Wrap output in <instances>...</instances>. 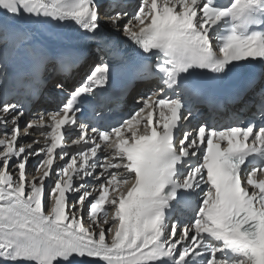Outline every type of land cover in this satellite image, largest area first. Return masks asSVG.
<instances>
[{
    "label": "snow or ice",
    "instance_id": "snow-or-ice-1",
    "mask_svg": "<svg viewBox=\"0 0 264 264\" xmlns=\"http://www.w3.org/2000/svg\"><path fill=\"white\" fill-rule=\"evenodd\" d=\"M101 21L123 37L130 72L101 57L72 89L56 83L58 106L23 129L24 105L0 92V264H264V87L227 126L200 111L224 107L205 90L242 62L264 64V0H140L131 12L124 0H0V45L24 47L22 25L35 24L95 41ZM121 77V95L147 90L113 122L106 94ZM21 131L43 140L21 143Z\"/></svg>",
    "mask_w": 264,
    "mask_h": 264
},
{
    "label": "bare ground",
    "instance_id": "bare-ground-1",
    "mask_svg": "<svg viewBox=\"0 0 264 264\" xmlns=\"http://www.w3.org/2000/svg\"><path fill=\"white\" fill-rule=\"evenodd\" d=\"M106 1V0H105ZM104 1V5H106ZM125 1H128V0H125ZM132 2V5H128V10H130L134 5H135V2L134 0H131ZM103 10V9H102ZM27 25H22V27H26ZM54 27H58V26H55L53 24ZM101 27L109 32V33H114L116 35H120L119 33H115L113 32V30L111 29L110 25L106 24L104 21H101ZM27 30V29H26ZM36 36L37 37H43V36H46V34L40 30V29H36ZM0 49H3V56H4V66H7L14 58H15V54L17 52H19L20 50H22L23 48H13L11 45H0ZM86 50H87V57L86 59L78 66L77 69L73 70L71 73H70V78H72V82L77 79L80 75V73L82 71H86L90 66H92L94 64V62L98 61V58H99V54H100V51L99 50H96L95 51V46L92 42H88L86 44ZM69 78V77H68ZM65 80L67 78H64ZM48 87H46L44 89V92H45V99L46 98H55V96L53 94H51L49 91H48ZM139 90V87H136L134 90H132L130 92V94L128 95V100H133L134 98H136V94ZM53 91L54 92H57L54 88H53ZM41 108L42 106H35V109L32 110V112H30L28 114V119L30 118V120H33V119H36L37 118V114L40 113L41 111ZM23 120H20V123L22 122ZM5 129L0 126V138H2V133ZM21 140L20 142L21 143H28V142H31L32 140H36V139H40L41 141L43 140V137H40L38 134H34V135H30L31 138H26L23 131H21ZM106 155V154H105ZM35 157V156H34ZM36 159L38 160L39 157H36ZM69 159V158H67ZM34 162V161H33ZM63 162H60V161H57L55 163V169L57 170V172H59L60 168L63 167ZM32 164L30 165L29 169H28V172L31 174V171L33 170L32 169ZM37 174V173H36ZM32 175H29V179L31 178ZM54 177H56V175H53L49 181H52L54 179ZM89 191H90V188H89ZM45 204H46V200H45ZM84 223L85 225L87 226L89 224V220H88V214H87V209H85V212H84ZM110 238V237H109Z\"/></svg>",
    "mask_w": 264,
    "mask_h": 264
},
{
    "label": "rangeland",
    "instance_id": "rangeland-1",
    "mask_svg": "<svg viewBox=\"0 0 264 264\" xmlns=\"http://www.w3.org/2000/svg\"><path fill=\"white\" fill-rule=\"evenodd\" d=\"M28 121H30V118L28 119V115H26L25 118L23 119V121L20 123L22 129L26 125V123ZM25 137L26 138H31L30 136H26V135H25ZM38 160L36 159V157L30 158V161H29V164H28V167H27V172H28V169H29V167H30L31 164H32L31 167H32L33 170L31 171V174L28 172L29 175H35L36 174L35 168H36V165L38 163ZM55 180H56V177L51 182H48L49 186H51L54 183ZM47 203H48V201L46 200V205H47Z\"/></svg>",
    "mask_w": 264,
    "mask_h": 264
}]
</instances>
